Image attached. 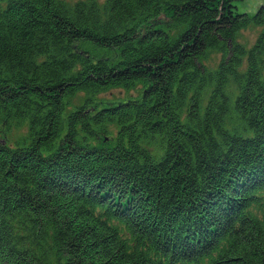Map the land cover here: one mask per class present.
<instances>
[{"label":"trees","instance_id":"1","mask_svg":"<svg viewBox=\"0 0 264 264\" xmlns=\"http://www.w3.org/2000/svg\"><path fill=\"white\" fill-rule=\"evenodd\" d=\"M223 3L0 0V264H264V5Z\"/></svg>","mask_w":264,"mask_h":264},{"label":"rangeland","instance_id":"2","mask_svg":"<svg viewBox=\"0 0 264 264\" xmlns=\"http://www.w3.org/2000/svg\"><path fill=\"white\" fill-rule=\"evenodd\" d=\"M241 12H246V11H239ZM249 15H252L251 13L246 12ZM260 32V27L257 26H249L243 30H241L239 32V41L244 43L247 47L251 46L257 36L258 33ZM219 56L217 55H212L209 57V59L207 60V64L213 65L215 66L216 63L218 62ZM125 91L121 90V89H113L111 92L104 94L105 96H112V95H122ZM128 93L130 94H136L135 90H130Z\"/></svg>","mask_w":264,"mask_h":264},{"label":"water","instance_id":"3","mask_svg":"<svg viewBox=\"0 0 264 264\" xmlns=\"http://www.w3.org/2000/svg\"><path fill=\"white\" fill-rule=\"evenodd\" d=\"M237 6V11H246L251 14H256L264 5V0H234ZM228 0H224L222 11L225 9Z\"/></svg>","mask_w":264,"mask_h":264}]
</instances>
